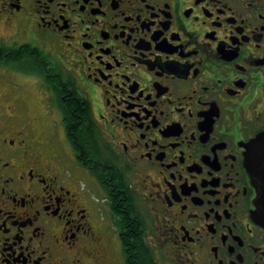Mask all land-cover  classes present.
<instances>
[{
    "label": "flooded vegetation",
    "instance_id": "obj_1",
    "mask_svg": "<svg viewBox=\"0 0 264 264\" xmlns=\"http://www.w3.org/2000/svg\"><path fill=\"white\" fill-rule=\"evenodd\" d=\"M263 133L264 0H0V264H264Z\"/></svg>",
    "mask_w": 264,
    "mask_h": 264
},
{
    "label": "water",
    "instance_id": "obj_2",
    "mask_svg": "<svg viewBox=\"0 0 264 264\" xmlns=\"http://www.w3.org/2000/svg\"><path fill=\"white\" fill-rule=\"evenodd\" d=\"M262 141H264V133L261 137ZM252 171V175L257 182V197H256V205L258 208L257 213H260L261 221L264 222V169H261L259 165H256Z\"/></svg>",
    "mask_w": 264,
    "mask_h": 264
},
{
    "label": "trees",
    "instance_id": "obj_3",
    "mask_svg": "<svg viewBox=\"0 0 264 264\" xmlns=\"http://www.w3.org/2000/svg\"><path fill=\"white\" fill-rule=\"evenodd\" d=\"M85 111V109H83L82 111H81V114H83V115H85V113H83ZM95 172H96V174H98V172L95 170ZM99 176H100V174H98Z\"/></svg>",
    "mask_w": 264,
    "mask_h": 264
}]
</instances>
